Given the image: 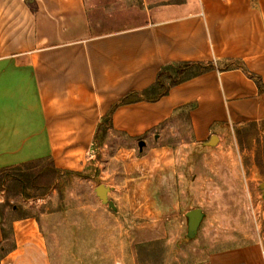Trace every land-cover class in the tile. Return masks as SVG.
Returning a JSON list of instances; mask_svg holds the SVG:
<instances>
[{
	"label": "crops",
	"instance_id": "obj_1",
	"mask_svg": "<svg viewBox=\"0 0 264 264\" xmlns=\"http://www.w3.org/2000/svg\"><path fill=\"white\" fill-rule=\"evenodd\" d=\"M142 1L139 21L97 33L89 19L92 0H32L34 10L27 0H0V168L49 159L59 169L80 171L112 107L111 130L131 138L183 110L193 143L264 120V88L249 76L264 85V0ZM180 61L228 68L189 78L156 101L117 104L152 85L161 67ZM159 152L163 147L152 148L147 158L161 168L124 178L129 208L151 215L134 233L137 242L164 238L161 218L179 209L175 179L164 167L169 161H153ZM0 264L60 262L34 216L0 213ZM195 264L264 260L249 244Z\"/></svg>",
	"mask_w": 264,
	"mask_h": 264
},
{
	"label": "rangeland",
	"instance_id": "obj_2",
	"mask_svg": "<svg viewBox=\"0 0 264 264\" xmlns=\"http://www.w3.org/2000/svg\"><path fill=\"white\" fill-rule=\"evenodd\" d=\"M92 3L89 19L97 33L139 21L144 7L142 0ZM159 147L163 152L153 161H169L164 167L175 179L179 209L161 218L164 238L137 242L134 233L146 228L151 215L129 208L124 178L161 168L151 167L147 158ZM49 168L33 170L47 177L25 191L14 181L16 171L0 172V213L7 219L34 216L60 264H195L213 252L249 244L259 247L264 260V120L193 143L183 110L143 136L99 133L80 171L48 173ZM148 243L153 244L140 249L139 262L137 248Z\"/></svg>",
	"mask_w": 264,
	"mask_h": 264
},
{
	"label": "trees",
	"instance_id": "obj_3",
	"mask_svg": "<svg viewBox=\"0 0 264 264\" xmlns=\"http://www.w3.org/2000/svg\"><path fill=\"white\" fill-rule=\"evenodd\" d=\"M29 6L32 10L35 9V4L33 2L29 3ZM219 68L226 69L228 68V66L223 65V67H219L218 63H214L212 61H180L168 63L161 67L157 74L156 80L152 85L141 91H136L125 96L117 104H127L139 100L156 101L162 96L166 95L171 87L206 71ZM249 76L255 80L259 87L264 88V85H261L257 77H255L254 75ZM165 79L168 80L167 84H165L164 82ZM112 110L113 107L101 118L94 136V140L97 138L99 133H105L107 129H111ZM41 164H47L50 166L49 170L47 171L48 173L64 171V169L55 167L49 159H37L25 162L21 165L0 168V172L16 171V173L13 174L14 181L22 188L23 191H25L26 189L31 188L33 184H35V180L40 181L41 178L47 177H42L43 175H39L40 173L33 171ZM151 244L148 243L146 245L138 246L137 256L139 262L142 260L140 249Z\"/></svg>",
	"mask_w": 264,
	"mask_h": 264
},
{
	"label": "water",
	"instance_id": "obj_4",
	"mask_svg": "<svg viewBox=\"0 0 264 264\" xmlns=\"http://www.w3.org/2000/svg\"><path fill=\"white\" fill-rule=\"evenodd\" d=\"M104 192H105V188L102 185H99L97 187V193L103 196Z\"/></svg>",
	"mask_w": 264,
	"mask_h": 264
}]
</instances>
